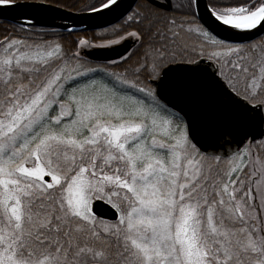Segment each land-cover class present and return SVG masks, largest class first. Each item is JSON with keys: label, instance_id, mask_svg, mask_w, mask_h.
Listing matches in <instances>:
<instances>
[{"label": "snow or ice", "instance_id": "obj_1", "mask_svg": "<svg viewBox=\"0 0 264 264\" xmlns=\"http://www.w3.org/2000/svg\"><path fill=\"white\" fill-rule=\"evenodd\" d=\"M0 29V264H264V0H0Z\"/></svg>", "mask_w": 264, "mask_h": 264}, {"label": "water", "instance_id": "obj_2", "mask_svg": "<svg viewBox=\"0 0 264 264\" xmlns=\"http://www.w3.org/2000/svg\"><path fill=\"white\" fill-rule=\"evenodd\" d=\"M126 2L129 4H132L133 7L135 6V0H126ZM203 2H204V0H202V3ZM119 50L123 51V46H121ZM106 55H110V56L114 57V56H116V53L115 52H109V53H106ZM207 103H208L210 108L215 107L217 105H220L222 103L221 94H220L219 90H217L215 88H212L210 90ZM109 215H111V214L109 213Z\"/></svg>", "mask_w": 264, "mask_h": 264}, {"label": "trees", "instance_id": "obj_3", "mask_svg": "<svg viewBox=\"0 0 264 264\" xmlns=\"http://www.w3.org/2000/svg\"><path fill=\"white\" fill-rule=\"evenodd\" d=\"M63 3L67 4L68 6H71L72 4L76 3L77 0H62ZM2 31V29H0Z\"/></svg>", "mask_w": 264, "mask_h": 264}]
</instances>
